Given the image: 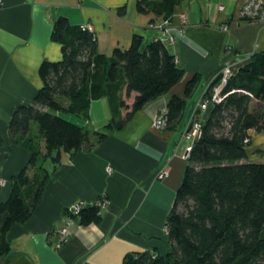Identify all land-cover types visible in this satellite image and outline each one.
<instances>
[{
	"label": "crops",
	"instance_id": "crops-1",
	"mask_svg": "<svg viewBox=\"0 0 264 264\" xmlns=\"http://www.w3.org/2000/svg\"><path fill=\"white\" fill-rule=\"evenodd\" d=\"M244 0H181L169 19L174 55L182 78L168 92L144 105L118 130L96 142L112 117L109 96L92 100L85 121L73 120L89 131V150H60V161L47 169L41 197L29 218L13 224L6 234L10 255L5 264H122L126 253L169 249L165 231L186 166L188 142L182 134L192 114L203 121L209 112L199 105L208 86L226 68L233 75L252 55L264 51V18L246 22L239 17ZM137 0H1L0 3V201L10 194V179L27 163L30 152L11 142L8 125L17 106L32 101L42 83L38 68L43 60L58 61L60 45L51 39L53 22L65 17L71 26L90 24L97 50L107 57L125 49L134 36L142 48L164 36L156 26L164 20L154 12L140 13ZM223 10H219V6ZM181 15L185 16V22ZM222 26H226L223 29ZM198 75L195 97L189 98L180 122L159 130L154 119L165 114L172 95H181L185 82ZM125 84L116 96L125 97ZM134 93L125 99L130 105ZM34 134L36 125L32 124ZM247 160L264 164V133L251 132ZM169 167L168 178L156 179ZM100 200L106 206L101 219L81 224L72 218L70 233L57 246V230L68 218V208ZM67 211V214L65 213Z\"/></svg>",
	"mask_w": 264,
	"mask_h": 264
},
{
	"label": "trees",
	"instance_id": "trees-1",
	"mask_svg": "<svg viewBox=\"0 0 264 264\" xmlns=\"http://www.w3.org/2000/svg\"><path fill=\"white\" fill-rule=\"evenodd\" d=\"M180 2L137 0L136 6L140 13L170 19ZM51 39L60 45L61 58L41 62V88L30 103L16 107L8 125L11 142L26 148L30 157L11 177L7 199L0 201V262L11 258L7 232L29 218L41 197L48 178L44 163L58 164L60 150L71 153L94 145L88 129L66 116L85 121L91 101L109 96L112 117L94 133L98 143L110 130L123 128L135 112L168 92L183 75L159 39L142 48V37L136 35L127 48H115L107 57L98 52L94 33L71 26L65 17L53 22ZM219 79L203 94L209 112L201 121L166 217L169 249L126 253L122 264H264V164L248 161L246 152L251 132L264 133V51L231 75L219 99L211 102ZM123 81L124 98L134 93L130 105L116 96ZM198 84V75H193L181 95L171 96L165 129L180 122ZM67 215L81 224L101 219L95 204L82 207L76 216Z\"/></svg>",
	"mask_w": 264,
	"mask_h": 264
},
{
	"label": "built area",
	"instance_id": "built-area-1",
	"mask_svg": "<svg viewBox=\"0 0 264 264\" xmlns=\"http://www.w3.org/2000/svg\"><path fill=\"white\" fill-rule=\"evenodd\" d=\"M1 3V0H0ZM219 10H223V6L220 5ZM182 21L185 22V16H180ZM239 17L241 20L244 21H255L257 19L264 18V0H244L243 4L241 5L239 9ZM169 19L162 20L156 28L160 30L164 38L160 39L163 43H166L167 45H170L173 43L174 38L169 34ZM223 29H226V26H222ZM79 29L83 31L93 32V28L90 24H81L79 25ZM229 69L226 68L222 71L221 75L219 76V81L213 86L212 88V101L215 102L219 99L220 92L226 83L227 79L231 76ZM209 102L203 101L199 105L200 110H205L208 106ZM154 126L159 130H164L166 128V119L164 114L158 115L154 119ZM200 128H201V121L192 114V118L190 120V123L184 133L182 134L183 138L188 142V145L184 148L183 158L187 159L189 156V153L191 151L192 145L194 141L197 139V137L200 134ZM169 176V167L164 166L162 167L158 173L156 174V179L159 181H162ZM3 184V181L0 180V186ZM95 205L100 207V210L106 206V202L103 200H100ZM86 205L83 202L75 203L72 206L68 208V213L70 215H78L80 209L82 207H85ZM73 217H68L66 219V222L63 226H61L58 230V236H59V242L57 246H60L63 242L66 241L69 233H70V222ZM165 229V228H164Z\"/></svg>",
	"mask_w": 264,
	"mask_h": 264
},
{
	"label": "rangeland",
	"instance_id": "rangeland-1",
	"mask_svg": "<svg viewBox=\"0 0 264 264\" xmlns=\"http://www.w3.org/2000/svg\"><path fill=\"white\" fill-rule=\"evenodd\" d=\"M195 95H196V91H194L193 92V95L191 96V98L193 99L194 97H195ZM208 107V106H207ZM206 110V109H205ZM68 119H73V120H76L77 118H75V117H72V116H66ZM78 120H81L82 122H83V120L82 119H78ZM33 124H35V123H33ZM36 125V124H35Z\"/></svg>",
	"mask_w": 264,
	"mask_h": 264
},
{
	"label": "water",
	"instance_id": "water-1",
	"mask_svg": "<svg viewBox=\"0 0 264 264\" xmlns=\"http://www.w3.org/2000/svg\"><path fill=\"white\" fill-rule=\"evenodd\" d=\"M6 263V259H4V260H2L1 262H0V264H5Z\"/></svg>",
	"mask_w": 264,
	"mask_h": 264
}]
</instances>
